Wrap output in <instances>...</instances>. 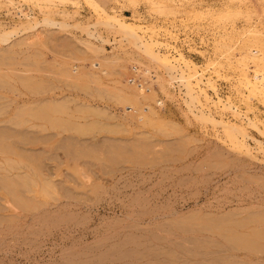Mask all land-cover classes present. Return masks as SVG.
Segmentation results:
<instances>
[{
	"label": "rangeland",
	"instance_id": "1",
	"mask_svg": "<svg viewBox=\"0 0 264 264\" xmlns=\"http://www.w3.org/2000/svg\"><path fill=\"white\" fill-rule=\"evenodd\" d=\"M119 23L188 79L190 106L183 85L120 45ZM0 30L17 31L0 51L26 49L31 67L28 85L10 80L15 91L0 94V264H69L66 253L93 256L129 235L155 264H264V98H250L241 75L255 67L245 47L264 51V0H0ZM136 67L154 91L131 106L120 88ZM23 99L64 108L19 127ZM222 124L238 128L236 141Z\"/></svg>",
	"mask_w": 264,
	"mask_h": 264
},
{
	"label": "bare ground",
	"instance_id": "2",
	"mask_svg": "<svg viewBox=\"0 0 264 264\" xmlns=\"http://www.w3.org/2000/svg\"><path fill=\"white\" fill-rule=\"evenodd\" d=\"M96 7H97V5H96ZM94 8H95V6H94ZM46 20H48V18H46ZM45 20V21H46ZM115 22H118V21H116L115 19H112V18H107L106 19V21L104 22V23H100V25H102V26H105L106 28H107V30H108V28H114L115 29ZM27 27V26H26ZM26 27H25V29H26ZM83 30L84 31H86L87 30V28H83ZM15 31L16 30H0V45H3V44H7V43H9V41H11V39L13 38V34L15 33ZM118 34L121 36V43H120V45L121 46H123V47H128L129 49H130V51L131 50H133V51H135V55L136 56H138V59H142V60H146V61H148V63L149 64H151V65H153V66H155V65H157V67L158 68H160V69H163V70H165V72H166V75H167V77H168V79H169V82H171V83H180L181 85H179V86H184V88L186 89V93H185V96L187 97V99L186 100H184L185 101V103L187 104V105H189L190 106V103H192V101H193V95H192V89L189 87V83H186V80H188V79H186L185 78V76L182 74V72L181 73H179V74H175L174 73V70H173V68L171 67V61H170V59H168L167 57H162L161 55H159V54H157L153 49L151 50L150 48H149V43H145L144 45H140V37L138 36V34L136 33V30L134 29V28H132V27H130V26H127V25H125V24H122V23H119V26H118ZM17 32V31H16ZM15 35V34H14ZM258 41V40H257ZM255 44H258V43H254V44H248L246 47H245V49H248L249 51V53H248V58L247 59H251V61L254 63V68L252 69V70H249L250 72H252L253 74H254V76L252 77V79H249V77H248V74L250 73V72H248V68L249 67H247V66H244V69H243V71H242V77H243V79H242V83L246 86V88L248 89V91H249V93H250V98L252 97V96H256V97H260V98H264V51H263V49L261 48V47H259V46H255V48H251V46L252 45H255ZM18 45V44H17ZM3 47V46H2ZM13 47H14V44H13ZM22 47V46H21ZM12 47H10V49H9V54L8 55H5L7 52H4V50H3V48H2V50H3V52L2 51H0V54H2V56H0L1 57V60H5L6 62L5 63H2L1 61V63H0V94H1V92L4 90V89H1V88H5V86H7V87H9V85H10V88L8 89V90H10V92L12 93V90H14V89H12L11 90V88H14L13 87V84L11 85L10 84V82L11 81H13L14 80V82H19V81H21L22 83L24 82V80L26 79V78H28V77H26L25 79H24V77H22L23 75L24 76H26L25 74L27 73V72H29L30 70H28L29 68H31V67H29L28 68V66H30V62H29V58L28 57H26L25 56V58L23 59V58H21L20 59V57L19 56H24V52H26V49H25V51H19L18 53H17V51H16V53L15 52H13V50L11 49ZM20 48V47H19ZM14 49V48H13ZM7 51H8V49H7ZM129 50H128V52H130ZM11 52V53H10ZM13 52V53H12ZM14 53H15V55H14ZM11 54V56L10 57H6V56H9ZM29 54V53H28ZM5 55V56H4ZM12 55H14V56H12ZM27 56H29V55H27ZM6 57V58H5ZM3 58V59H2ZM23 59V60H22ZM29 59V60H28ZM138 59H137V61H138ZM28 61V63H26ZM45 62V61H44ZM37 64V63H36ZM53 65V64H52ZM39 69V68H38ZM42 69V68H41ZM34 70H36V69H34ZM43 70V69H42ZM135 70L136 71H132V75H131V79H133L131 82H133V85H131V84H129L130 83V81H129V79H127L128 80V84H126L125 86H124V88L122 87V89L120 88V92L122 93V96H120L121 98H123V99H125L126 101H127V103L128 102H130V104H131V106L132 105H135V104H137V103H144V101H146V100H149L150 99V97H151V94L153 93V91H154V88L153 87H151V85H150V83H145L146 81L147 82H149V80H146L147 78H145L144 79V81H139V79L138 78H140V76H139V74H138V72H139V67H136L135 68ZM1 71H4V72H1ZM13 72V73H12ZM26 72V73H25ZM25 73V74H24ZM152 73V67L149 65V66H147L146 67V71L144 72V74L145 75H150ZM38 74H40V72L38 73ZM29 78H30V76H29ZM31 79H32V77H31ZM35 79H37V78H35ZM11 80V81H10ZM41 80V79H40ZM98 80V79H97ZM99 80H100V77H99ZM126 80V81H127ZM197 80V83H199V81H200V79L199 78H197L196 79ZM26 81V80H25ZM29 81H31V80H29ZM102 81V80H101ZM40 81H38V83H39ZM41 82H43L42 80H41ZM40 82V83H41ZM13 83V82H12ZM25 83V82H24ZM34 83V82H33ZM38 83H36V84H38ZM16 84V83H15ZM26 85H28L27 83H25ZM23 85V84H22ZM49 85V84H48ZM35 86V85H34ZM37 86V85H36ZM38 86H40V85H38ZM53 86V85H52ZM47 87V86H46ZM159 87H161V89H165V86H164V83H159ZM33 88H35V87H33ZM44 87H42V89H43ZM2 90V91H1ZM6 90V89H5ZM4 90V92H2V94L4 93L5 94V92L7 91L8 92V90H6L5 91ZM145 91V92H143V91ZM15 91V90H14ZM36 91H41V89L39 90V89H37ZM45 91V90H44ZM7 92H6V94L5 95H7ZM38 92V93H39ZM37 93V92H36ZM37 93V94H38ZM149 94L150 96H148L147 94ZM146 94V95H145ZM13 95V94H12ZM21 95H23V94H21ZM37 96V95H36ZM51 96V95H50ZM153 96V95H152ZM6 97V96H5ZM5 97H3V95H0V99L2 100H5V99H7V97L5 98ZM43 97V96H42ZM5 98V99H4ZM15 98V97H14ZM19 98H20V96H19ZM49 98V97H48ZM152 98V97H151ZM21 99V98H20ZM22 100V99H21ZM24 100V99H23ZM68 101H69V99H67ZM122 100V99H121ZM10 101V100H9ZM2 101H0V104H2V106L5 108V104L3 105V103H1ZM7 102V101H6ZM10 102H14V100L13 101H10ZM16 102V101H15ZM49 102H51V104H56L58 107H59V105L61 106V104H57V100L56 99H54V101H50V99H49ZM62 102V101H61ZM67 102V101H66ZM156 102H158V101H156ZM64 103V102H63ZM126 103V102H125ZM17 103H15V105H16ZM45 104V100H39V99H32V100H28V99H25L24 101H23V103H22V105H20V106H22V108H25V109H28L29 108V110H27V112L25 111V110H23V112H20L19 114H18V116H19V118H18V116L16 115L15 117H16V119L17 120H14V119H12V122H14L15 124H16V126L18 125L19 127L20 126H24V125H26V124H28V123H30L31 124V122H35L36 120L37 121H39L40 120V122L41 121H45V120H48L49 121V118L52 116V117H54L53 115H56V117H57V115H58V113H60V112H58V111H62L63 110V106H61V108H60V110H58V107L55 105L54 107H53V109H49V108H51V106H49L48 107V110H45V106H43ZM11 105V104H10ZM32 105H36L34 108H31L30 106H32ZM45 105H49L48 103H46ZM143 104H141V106H142ZM136 106V105H135ZM148 106V105H147ZM150 106V105H149ZM148 106V107H149ZM0 107H1V105H0ZM3 107H1V109H0V113H3V111L1 112V110H3ZM17 107V106H16ZM15 107V108H16ZM63 107V108H62ZM66 107V106H65ZM9 108V107H8ZM42 108H44V110H40V109H42ZM67 108V107H66ZM152 108V107H151ZM62 109V110H61ZM69 109V108H68ZM91 109V108H90ZM8 110V109H7ZM12 111H15V110H12ZM20 111H22V110H20ZM69 111V110H68ZM149 113H156V112H153V110L152 109H150L149 108ZM156 111V110H155ZM10 112H11V110H10ZM14 113V112H13ZM18 113V112H17ZM62 113V112H61ZM64 113H66V112H64ZM69 113V112H68ZM4 114H5V112H4ZM11 114V113H10ZM15 114V113H14ZM234 114L235 115H237V117L239 116L238 114H237V112H234ZM7 115V114H6ZM61 115V114H60ZM63 115V114H62ZM82 115H83V112H82ZM132 115V114H131ZM153 115V114H152ZM50 116V117H49ZM64 116V115H63ZM68 116H72V115H68ZM80 116V115H79ZM156 116V115H155ZM6 117V116H5ZM8 117V116H7ZM83 117V116H82ZM201 118H205V115L203 114V113H201V116H200ZM240 117V116H239ZM21 118V119H20ZM55 118V117H54ZM62 118V117H61ZM87 118V117H86ZM8 119V118H7ZM56 119H58V118H56ZM60 119V118H59ZM67 119H65V121H66ZM69 120V119H68ZM10 121H11V118H10ZM9 121V122H10ZM59 121V120H58ZM64 121V120H63ZM64 121V122H65ZM69 121H71V120H69ZM68 121V122H69ZM74 121V120H73ZM8 122V121H7ZM56 122V121H55ZM61 122V121H60ZM37 123V122H36ZM54 123V122H53ZM59 123V122H58ZM72 123H74V125H75V122H72ZM13 124V123H12ZM56 124V123H55ZM250 124H252V122L250 121ZM29 125V124H28ZM44 125V124H43ZM54 125V124H53ZM59 125H62V124H60L59 123ZM67 125V124H66ZM65 125V126H66ZM222 125H224L225 126V128H226V130L228 131V135H229V138L232 140V141H236L237 139H238V128H236L234 125H229V124H222ZM253 125V124H252ZM15 126V125H14ZM40 126H42V125H40ZM40 126H37V127H40ZM63 126V125H62ZM9 127V126H8ZM8 127H6V128H8ZM35 127V126H34ZM54 127H55V125H54ZM70 127H72V125L70 126ZM69 127V128H70ZM29 128V127H28ZM56 128H58V127H56ZM61 128V127H60ZM65 128V127H64ZM66 128H67V126H66ZM65 128V129H66ZM76 128V131L79 133V132H87L88 133V130L86 129V130H81V129H77V127H75ZM11 129V128H10ZM17 129V128H16ZM16 129H14V131L16 130ZM1 130H2V128H1ZM43 130V129H42ZM61 130H63V129H61ZM7 131V130H6ZM40 131V130H39ZM11 132H13L12 131V129H11ZM58 132V131H57ZM3 133H5V130H3V132H1V134H0V136H1V138L3 139V137H6L7 135H6V133H5V135L3 134ZM8 133V132H7ZM10 133V132H9ZM14 133H16V132H14ZM31 133V132H30ZM2 134H3V136H2ZM61 134V133H60ZM63 134V133H62ZM9 135V134H8ZM18 136V135H17ZM21 136H22V134H21ZM59 136V135H58ZM26 137V136H25ZM7 139V138H6ZM35 140V139H34ZM3 141V140H2ZM7 143H9V142H7ZM5 145H6V143H4ZM19 144V143H18ZM8 145V144H7ZM236 147H238V148H240V149H243V143H239V142H237L236 144ZM0 146H2L1 144H0ZM10 146V145H9ZM1 148V147H0ZM12 148H13V146H12ZM6 149H8V148H6ZM9 149H11V148H9ZM8 149V150H9ZM2 150H3V147H2ZM1 150V151H2ZM13 150V149H12ZM9 152V151H8ZM17 152V151H16ZM15 152V154H17ZM13 153H14V151H13ZM10 161V163H11V160H9ZM36 161V160H35ZM13 163V162H12ZM10 164V168H12V166H14L13 164ZM16 164V163H15ZM9 166V165H8ZM7 166V167H8ZM14 168V167H13ZM12 168V169H13ZM6 169H8V168H6ZM15 169V168H14ZM3 170H4V168H3ZM11 169H9L8 171H10ZM7 172V171H6ZM11 173V172H10ZM162 175V174H161ZM8 179V178H7ZM10 179V178H9ZM25 179V178H24ZM4 180V179H3ZM22 181V180H21ZM25 182H27V184H28V182L29 181H25ZM13 184H9V185H3V189H8V191L10 192V193H12V192H15V194H16V191H14V190H12V189H10V187L12 188L13 186H12ZM28 185H30V184H28ZM16 186V185H15ZM129 186V185H128ZM126 187V186H125ZM126 188H128V187H126ZM5 189V190H6ZM12 190V191H11ZM138 192V191H137ZM144 193V192H143ZM135 194V193H134ZM142 193H139V195H141ZM139 195H137V196H139ZM17 196V195H16ZM136 196V195H135ZM145 199V198H144ZM144 199H143V201H144ZM149 199V198H148ZM153 200V199H152ZM148 201V200H147ZM157 204V203H156ZM158 207V206H157ZM157 212V211H156ZM158 212H159V210H158ZM157 212V213H158ZM147 213V212H146ZM152 213V212H151ZM154 213V212H153ZM148 214V213H147ZM156 214V213H155ZM55 215V214H54ZM68 215V214H67ZM146 215V214H145ZM74 216V215H73ZM72 216V214L69 216V217H64V216H60V217H45L43 220H41V225L40 226H38V228L36 229V231H34L33 233H32V235L35 237H38L39 235H41V234H43V232H44V230L46 229H44L43 230V227H46V226H48L49 225V223H52L51 225L53 226V225H56V227H57V229H58V226L59 225H61V224H63L64 225V223L66 224V225H68V224H70L69 222H71V221H73L74 220V218H75V216L73 217ZM64 217V218H63ZM262 218V217H261ZM261 218H259V219H261ZM263 219V218H262ZM77 221V220H76ZM67 222H68V224H67ZM77 224H79V223H77ZM83 224V223H82ZM74 225H76V223L74 224ZM14 228L15 227H13L12 229L14 230ZM48 228H52V227H48ZM48 230H51V229H48ZM162 231V230H161ZM50 232V231H49ZM170 233H172V232H170ZM157 234V233H156ZM155 235V234H154ZM154 237H156V236H154ZM35 239V238H34ZM154 239H156V238H154ZM159 238H157V240H158ZM125 241L123 242L122 241V243H119L120 244V246H118V243H117V245L116 244H114V246H112L113 248H111L109 251L107 250V251H103V252H101V253H99V254H96V255H90L89 253H82V252H80V251H75V252H69V253H66L65 254V259L67 260V262L69 263V264H109V262H116V261H119V262H124L123 264H155L156 262H154V260H152V259H150V256H151V254H150V251L149 252H144V251H141L140 250V248H139V246L141 245V244H139L138 242H137V239H136V237H134V236H132V235H129V236H127V237H125V239H124ZM160 240H162L161 239V237H160ZM33 242H35V244H36V242H37V240L35 239ZM38 245H39V243H37ZM129 244H134L135 246L133 247V248H126V245H129ZM37 245V246H38ZM40 246V245H39ZM38 246V247H39ZM133 246V245H132ZM137 246V247H136ZM232 246V245H231ZM252 246V245H251ZM131 247V246H130ZM225 247V246H224ZM259 247V246H258ZM231 248H233V246L231 247ZM38 249V248H37ZM250 249V248H249ZM234 250H235V248H234ZM250 250H252V248L250 249ZM249 250V251H250ZM258 250V249H257ZM102 251V250H101ZM84 252V251H83ZM200 252V251H199ZM235 253V252H234ZM251 253H253V252H251ZM202 254V253H201ZM156 255H159V254H156ZM235 255V254H234ZM154 256V255H153ZM233 256V255H232ZM231 256V257H232ZM158 257V256H157ZM226 257V256H225ZM224 256H223V258L222 257H216V258H214L213 260H215V259H220V260H223L224 261V259H226ZM230 257V258H231ZM236 257V256H235ZM247 257V256H246ZM258 257V256H257ZM145 258L146 259H148L147 261H145ZM238 258V257H237ZM234 259V258H233ZM220 260H218V261H220ZM243 260H245V257H244V259ZM246 260H248V258H246ZM163 261V260H162ZM216 261V260H215ZM218 261H216V262H218ZM223 261H220V262H223ZM225 261H227V259L225 260ZM233 261V260H232ZM257 261H259V260H257ZM264 261V260H263ZM152 262H154V263H152ZM158 263L157 264H159V261H157ZM211 262H212V260H211ZM210 262V264H212ZM231 262V261H230ZM234 262V261H233ZM237 262V261H236ZM236 262H235V264H236ZM239 262V261H238ZM249 262H251V261H249ZM256 262V261H255ZM242 263V262H241ZM257 264H258V262H256ZM115 264V263H114ZM118 264V263H117ZM120 264V263H119ZM160 264H167L166 263V261H163V262H161L160 261ZM215 264V263H214ZM217 264V263H216ZM223 264H226V262L225 263H223ZM233 264V263H232ZM238 264V263H237ZM251 264H253V263H251Z\"/></svg>",
	"mask_w": 264,
	"mask_h": 264
}]
</instances>
